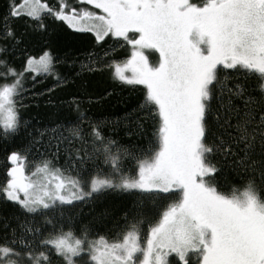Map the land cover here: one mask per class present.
Masks as SVG:
<instances>
[{
	"label": "trees",
	"instance_id": "trees-1",
	"mask_svg": "<svg viewBox=\"0 0 264 264\" xmlns=\"http://www.w3.org/2000/svg\"><path fill=\"white\" fill-rule=\"evenodd\" d=\"M19 4L0 0V78L16 90L18 119L13 129L0 127V264H96L104 243L133 233L143 243L182 204L175 188L139 187L162 145L161 108L145 86L117 77L115 64L129 58L127 41L72 30L53 1L39 17L15 14ZM46 55L48 73L28 69ZM207 90L200 118L208 172L199 183L209 196L249 194L264 205V73L222 66ZM11 155L26 159L29 174L66 175L76 197L57 202L49 192L47 208L36 211L7 199ZM198 262L171 256L167 264Z\"/></svg>",
	"mask_w": 264,
	"mask_h": 264
},
{
	"label": "rangeland",
	"instance_id": "rangeland-1",
	"mask_svg": "<svg viewBox=\"0 0 264 264\" xmlns=\"http://www.w3.org/2000/svg\"><path fill=\"white\" fill-rule=\"evenodd\" d=\"M52 1L56 16L72 30L92 33L100 41L111 38L128 42L129 58L115 64V73L124 82L145 86L162 114L160 152L153 165L142 170L139 187L160 192L175 188L182 196L179 209L174 208L165 216L163 225L150 230V239L141 243L133 233L121 243H104L94 256L96 264H129V260L131 264H167L171 256H177L182 263L199 260L198 264H264L261 201L249 194L241 199L219 194L220 201H216L198 179L208 172L203 163L200 117L213 72L218 63L233 66L231 61L223 60L239 56L242 62L264 73V50L259 52L264 44L251 43L244 56L234 50L227 54L228 50L219 46L205 60L201 56L207 55V43L193 32L194 21L188 15L189 19L175 5L169 6L170 0H21L14 13L39 17L50 10L48 3ZM231 1V9L229 6L223 10L226 12L219 23V18L206 22L211 35L231 23L227 34L237 40L234 33L238 32L243 6L242 0ZM261 35L262 32L258 37ZM237 47L243 53V45L236 44L234 48ZM3 63L1 68L5 67ZM51 65L47 55L27 62L35 74L48 73ZM3 82L0 78V127L8 131L18 120L11 103L16 90ZM9 162L12 171L9 175V169L4 172L9 176L4 185L6 198L22 207L32 211L47 208L45 197L49 192L59 199L55 198L57 202L68 203L76 197L72 182L65 184L66 175L52 181L54 177L51 179L49 172L29 174L26 159L19 155H11ZM52 173L58 175L56 171ZM233 202L243 209V214H237ZM245 217H251L253 222L246 225Z\"/></svg>",
	"mask_w": 264,
	"mask_h": 264
},
{
	"label": "flooded vegetation",
	"instance_id": "flooded-vegetation-1",
	"mask_svg": "<svg viewBox=\"0 0 264 264\" xmlns=\"http://www.w3.org/2000/svg\"><path fill=\"white\" fill-rule=\"evenodd\" d=\"M170 2L171 5L169 6L175 5L176 9H179L184 13H180L182 14V16H185L188 19L190 17V19L194 21L193 32L197 33L200 41H205L207 43V55L201 56L205 60H208V58L212 57L216 49H219V46L226 48L228 50L227 54L234 50L239 55H243L244 51L251 43L261 45L262 43L264 44V0L241 1V4L243 6V13L240 17V21L237 23L238 32L234 33L235 36H238L237 40H233L232 37L227 34L228 30H230L232 27L231 23L226 25L221 31L219 30L211 35L208 32V24L206 22V19L219 18V23L221 20V16H224L226 12L223 10L229 6L231 9V0H170ZM257 31H260V33L262 32L261 38L258 37L260 33L257 34ZM140 41L142 42V39ZM236 44L243 45V53L238 47L237 49L234 48ZM259 52L261 54L262 51L259 50ZM233 59L234 60H232V58L230 57L223 61L229 60L235 66L246 65V63L241 61L239 56H235ZM222 66H224L223 63H218L215 70ZM198 172L200 173L199 170ZM212 197L216 201H220L216 195ZM233 206L237 214L241 215L244 213L242 211L243 209L240 208L239 205L233 204ZM245 221L246 225H250L253 222V219L251 217H245Z\"/></svg>",
	"mask_w": 264,
	"mask_h": 264
}]
</instances>
